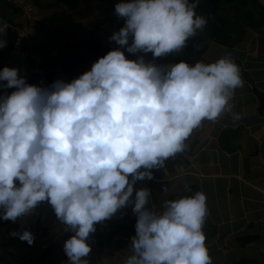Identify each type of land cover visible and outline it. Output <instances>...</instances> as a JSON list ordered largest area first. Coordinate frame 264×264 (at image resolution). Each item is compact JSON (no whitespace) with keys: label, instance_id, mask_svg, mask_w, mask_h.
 Here are the masks:
<instances>
[{"label":"clouds","instance_id":"obj_1","mask_svg":"<svg viewBox=\"0 0 264 264\" xmlns=\"http://www.w3.org/2000/svg\"><path fill=\"white\" fill-rule=\"evenodd\" d=\"M198 3L119 0L115 12L125 23L110 39L153 58L178 52L207 23L196 13ZM8 27L0 22V34ZM28 35L20 48L15 41L14 51L30 56L31 71L41 61H33L28 49L35 41ZM6 43L0 40V48ZM0 82L15 87L0 95V220L16 221L47 202L71 232L64 243L68 264H89L97 224L130 204L137 221L125 264H211L205 193L166 200L157 211L147 206L151 190L134 185L183 152L205 120L232 113L230 101L244 80L230 54L207 63L157 64L144 55L129 58L121 47L71 81L31 84L17 67L4 66ZM11 235L29 245L35 240L28 228Z\"/></svg>","mask_w":264,"mask_h":264},{"label":"rangeland","instance_id":"obj_2","mask_svg":"<svg viewBox=\"0 0 264 264\" xmlns=\"http://www.w3.org/2000/svg\"><path fill=\"white\" fill-rule=\"evenodd\" d=\"M260 1L264 3V0ZM6 2L14 6L19 4L22 12L15 14L13 17L9 14L3 15L0 13V18L7 23L12 20L14 23L22 24L15 28L19 30L21 27H24V36L28 35L29 32L28 37L30 39L34 38L32 40L36 41L43 38V35L48 36L50 32L57 31L63 34L67 41H71V44L76 40H80L78 43L81 42V50L87 61V64L81 67V72L83 73L90 70L96 61L92 57L91 50L88 47L90 32L94 27V23L98 16L102 19L111 16L118 17L115 12V5L119 0H77L71 5L61 3L51 6L46 4V0H6ZM4 17H9V19ZM251 33L255 35L256 39H261L264 35V26L260 31L254 29ZM5 37L6 31L4 32L3 40H5ZM212 43V41H209L208 47ZM190 44L191 40L188 38L184 48ZM242 48L245 49L244 46ZM123 49L126 51L127 46L123 47ZM56 52L53 54L56 55ZM178 52L174 51L167 55L156 57L154 60L157 64H170ZM213 54V50H210L207 56L208 61H202L206 63L213 62L211 59L213 58ZM151 58H153L152 55ZM36 59L39 58L36 57ZM29 62L28 60L27 63ZM247 69H245V72L249 74ZM56 70L60 79L68 81V76L62 72L61 66L56 67ZM32 73L36 79L46 75L40 66L29 72V74ZM243 75L249 81V84L256 88V79L248 80L249 76H246L244 72ZM39 85L49 86L48 82L45 83V80L44 84ZM208 123H211V121H207L206 123L204 121L186 140L187 144L193 140H197L193 152L186 156L188 160L190 159V164L188 165L190 168L187 167L190 172L188 175L179 174V176L176 175L178 173L170 174L164 170V180L168 179L170 182V187L165 189L164 192L158 191L157 187H150L148 185L149 179L147 178L138 180L134 185V189L148 187L151 190V196L147 206L157 211L163 210L166 200L171 199V197L172 199L176 198V192L181 195H188L191 186V193L203 191L206 195L207 205L206 222L209 226L216 228L217 231L214 235L208 237L206 241L212 257L211 264H232V261L238 259L241 252H243L242 254L254 256L264 264V150L261 149L260 152L258 149L257 156L253 158H229V156H226L227 158H219L221 154L217 153V150H219L218 141L221 146L220 150L222 152L226 150L223 144H221V141H223L221 136L225 130H222L218 124H213L212 122L213 125H209ZM205 135H209L210 137L215 135L216 139L214 138L212 141L205 140L207 144L204 149L205 151H203V149H200V144L201 142L203 143ZM242 136L236 140L240 142ZM211 147L214 149H211ZM207 149L210 151L215 150L214 158L208 155L210 151H206ZM237 149L238 147L234 151ZM201 158H204V160L206 158L214 160L211 161L213 164L205 162L206 166H204L203 175L200 172H196L195 174L194 171L197 163H202ZM223 172L226 173L225 178L222 177ZM219 174L222 175L219 176ZM195 187L198 189H195ZM132 207L130 204L126 205L119 209L111 218L97 224L96 231L90 235L91 252L87 257L89 263L125 264L128 256L132 254L129 245L131 238L135 234L137 221V216L133 212ZM240 216H243L241 221ZM247 216L252 218L253 223H255L254 220L257 218L262 217V222L258 220V224L255 227L253 226L254 228L248 229L249 233L258 234L257 239L260 240L256 241L253 244L254 246H248L252 249H240L241 245L239 246L237 240L239 241L242 235L237 232V228L240 222L245 225ZM34 217L37 220V210L35 208L28 214L19 217L16 221L3 220L2 222L9 221L14 226H26L29 225L30 219ZM125 224L132 225V228L122 230L116 235L110 236L111 232ZM52 226L53 228L50 233L38 245L30 247L17 244L16 241L8 237L5 241L0 231V264H20L24 260L38 257L47 248L49 255L46 257V264H68V258L64 251V243L71 235V232L66 231L67 226L58 218H56ZM104 243L107 244L106 247Z\"/></svg>","mask_w":264,"mask_h":264},{"label":"trees","instance_id":"obj_3","mask_svg":"<svg viewBox=\"0 0 264 264\" xmlns=\"http://www.w3.org/2000/svg\"><path fill=\"white\" fill-rule=\"evenodd\" d=\"M46 1V4L51 6L61 3L71 5L77 0ZM21 12V9L17 6L5 2L0 3V13L3 15L9 14L13 17L15 14H20ZM196 13L197 15H202L206 18V25L202 29H198L195 36L189 37L191 44L180 50L170 63L187 60L194 64L197 61L203 60L204 55L209 48V41L233 49V54L240 55L235 51V49L245 40L248 30L256 29L259 31L264 26V3L260 0H199ZM4 18L9 19V17ZM0 22H3V20L0 19ZM124 23V18L119 16H111L103 19L98 16L94 23V27L90 32L88 41V47L90 48L92 57L95 60H98L101 56L106 55L107 52L113 48L125 47L118 45L115 41L110 39L114 32L119 31V29L123 27ZM7 24L9 25L6 30L7 43L4 47L0 48V60L8 59L13 56L15 41L18 36V29L15 27L22 25L14 23L12 20H10ZM78 41L80 40H76L71 44V41H67L63 34H60L57 31H52L48 36L36 40L31 48L28 49L33 54L41 57L42 60L39 66L46 73L45 77L49 83L52 84L57 79H60L56 70V67L58 66H61L62 72L68 76V81H71L82 74L81 67L85 66L87 61L81 50V42L78 43ZM129 43H131V39L129 40ZM54 52H56V55L53 54ZM125 54L129 58L133 59L138 58L140 55H144L146 60L154 59L151 58V52L129 53L126 49ZM28 60L30 61L29 63L32 62L30 56H28ZM30 65L32 67L33 62ZM19 75L26 77L27 83L39 85L38 79L35 78V75L29 74L28 67L24 66L19 68ZM3 83L5 82H0V84ZM14 90L15 87L7 89L0 87V95L5 93L10 94ZM260 96V111L264 112V92L260 93ZM239 138L240 132L238 130H225L221 136V139L223 140L221 141V144H223L226 151H234L236 147H239V145H235L237 141L236 139ZM196 143L197 140H193L189 144L186 142L187 147L183 152H179L175 156L169 157L161 168L152 169L153 178L148 180V185L150 187H157L160 192H164L165 189L169 188L170 182L168 179L164 180V170L170 174H175L186 169L189 165V160L186 156L193 152ZM196 188L197 187H195V189ZM189 190L190 193L188 195L191 194L192 186ZM181 196L184 195L176 194L175 197L179 198ZM35 210H37V220H35V217L30 219L29 225L26 226H14L13 223H10L9 221L3 223V220H0V231L2 232V236L5 238V241L8 237L16 241L17 244L30 247L38 245L41 240L50 233L53 228L52 225L57 218L54 210L47 202H41ZM206 221L207 220L205 219L203 230L206 234L207 241L208 237L214 235L217 231L216 228L209 226ZM24 228H28L34 233L35 240L31 245H29L27 241L20 240L18 236L11 235L14 230L22 231ZM128 228H132V225L125 224L124 226H120L117 230L111 232L110 236H114L118 232ZM256 237L258 238V236ZM253 238L254 236L240 238V241H242L245 245L247 243L246 240H251ZM106 245L107 244L104 243L105 247ZM48 252L49 250L47 248L42 251L38 257L24 260L20 264H46V257L49 255ZM232 264L262 263L257 260V258L239 256L238 259L232 261Z\"/></svg>","mask_w":264,"mask_h":264},{"label":"crops","instance_id":"obj_4","mask_svg":"<svg viewBox=\"0 0 264 264\" xmlns=\"http://www.w3.org/2000/svg\"><path fill=\"white\" fill-rule=\"evenodd\" d=\"M249 31L252 32L253 30L251 29L248 30L245 40L240 44L238 48L235 49V51L239 53L240 55H235L233 54V49L221 46L214 42L209 46V49H208L209 51L213 50L214 52L213 58H211L212 61H215L223 57L226 54H230L231 58L239 66L241 70L242 78L244 80L243 86L235 90V94L232 100L230 101V103H232L233 105L232 113L241 114V118L239 120H233L232 113L226 112V113H223L217 119V121L213 122V124H218L222 130H238L240 132V136L243 135L240 142L238 140L236 141V144L238 143L239 147L235 151L224 150L222 152V150H220L221 146L218 141L219 150H217V153L221 154L219 158H227L226 156H229V158H253L257 156L258 149L260 150V152H261V149L264 150V112L260 111L261 110L260 109V106H261L260 93L264 92V35L261 39L260 38L256 39L255 35H253ZM3 37H4V33L0 34V40H3ZM42 37L44 38L46 37V35H43ZM5 40H7V35L5 37ZM242 46H244L245 49L242 48ZM209 51L206 52V55L203 60L208 61L207 56L209 54ZM36 57L39 59H36ZM32 59L33 61H35L37 65H38V61H41V57H39L38 55H32ZM26 65H27L26 52L18 53L16 50L13 52V56L11 58L0 60V69H2L4 66L17 67L19 69ZM35 68H38V67H35ZM245 69L249 71L248 72L246 70L249 73L248 80L256 79L255 81L256 88L252 87V85L249 84V81H247V79L243 75V72L246 76L248 75L245 72ZM206 122L207 120H205V123ZM208 124L213 125L212 122ZM214 138H215V135L213 137H210L209 135H205L204 141L205 140L212 141V139ZM204 141L203 143L201 142L200 144V149H203V151H205L204 149L207 144L206 143L207 141H205V143ZM211 149H214V148L211 147ZM206 151H210V150L207 149ZM231 152H234V153H231ZM231 154H233V156H231ZM208 155H211V157L214 158L215 150H211L210 152H208ZM211 161H214V160L207 159V158L206 160H204V158H201L202 163H197V166H195V170H194L195 174L196 172H200L203 175V172L205 169L204 166H206L205 162H207L208 164H213L211 163ZM188 168L184 169L181 173L179 172L176 175H179V174L188 175L190 173ZM221 175L222 174H219V176ZM225 175L226 173L223 172L222 177L225 178ZM176 194H179V193L176 192ZM244 209L246 208L244 207ZM242 218L243 216H240V221ZM258 220H260L261 222L263 221L262 217L257 218L256 220H254L256 223L255 224L252 222L253 221L252 218L247 216L245 225L242 222H240L239 227L237 228V232H239L242 235V238L254 236L253 239L246 240L247 243L245 245L242 243V241L237 240V243L239 244V246L241 245L240 249H244V248L252 249L251 247L249 248L248 246H254L253 244H255L256 241L260 240V239H257L256 237V236H259L258 234H251L248 231V229L254 228L258 224ZM244 228L246 229L243 231ZM242 253L243 252H241L240 256H246L248 258H255L254 256H251L250 254L247 255V254H242Z\"/></svg>","mask_w":264,"mask_h":264},{"label":"built area","instance_id":"obj_5","mask_svg":"<svg viewBox=\"0 0 264 264\" xmlns=\"http://www.w3.org/2000/svg\"><path fill=\"white\" fill-rule=\"evenodd\" d=\"M23 34H24L23 31L20 32V35L18 36V38H17V40H16V48H20V47H21L22 42H23V39H24V37H26V36H24ZM43 79H44V78L39 79V83H40V84H44V80H45V82H46V79H44V80H43Z\"/></svg>","mask_w":264,"mask_h":264}]
</instances>
